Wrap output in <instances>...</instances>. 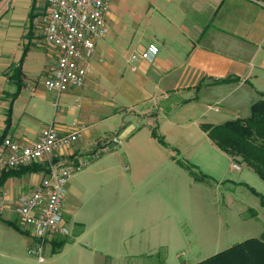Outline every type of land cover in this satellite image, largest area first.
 I'll return each instance as SVG.
<instances>
[{
	"label": "crops",
	"instance_id": "0c3cea01",
	"mask_svg": "<svg viewBox=\"0 0 264 264\" xmlns=\"http://www.w3.org/2000/svg\"><path fill=\"white\" fill-rule=\"evenodd\" d=\"M139 8L131 36L108 11L84 88L58 95L42 82L59 55L43 40L44 3L0 7V141L30 144L51 123L62 134L77 122L84 131L61 151L64 158L102 148L123 131L122 141L132 144L124 147L128 164L113 147L70 180L63 204L70 234L48 241L41 264H151L176 232L168 196L180 164L171 147L217 148L201 125L227 122L225 111L246 115L264 95V0H146ZM151 50V61L141 57ZM130 116L139 118L137 126ZM35 165L40 169L0 173L7 175L0 185L7 204L0 264H38L30 253L36 239L16 211L46 177L45 164Z\"/></svg>",
	"mask_w": 264,
	"mask_h": 264
},
{
	"label": "built area",
	"instance_id": "2783aa9c",
	"mask_svg": "<svg viewBox=\"0 0 264 264\" xmlns=\"http://www.w3.org/2000/svg\"><path fill=\"white\" fill-rule=\"evenodd\" d=\"M46 1L47 10L41 24L43 40L47 46L57 49L59 55L46 69L43 86L58 95L71 88L82 89L91 71L97 42L106 34L110 0ZM137 57L134 55L132 59ZM141 57L151 61L154 53L147 51ZM83 131L84 127L74 122L61 134L51 123L33 143H20L8 137L0 141V173L38 162L46 166L47 174L41 184L30 195L21 197L16 207L20 222L31 228L36 239L30 253L36 256L38 264L45 261L44 249L50 239L70 234L63 216L70 180L84 170L90 158L121 143L117 137L108 136L99 154L60 156L62 150L72 147L80 139ZM233 167L240 169L236 164ZM6 207L4 196L0 195V213Z\"/></svg>",
	"mask_w": 264,
	"mask_h": 264
},
{
	"label": "rangeland",
	"instance_id": "374dc122",
	"mask_svg": "<svg viewBox=\"0 0 264 264\" xmlns=\"http://www.w3.org/2000/svg\"><path fill=\"white\" fill-rule=\"evenodd\" d=\"M7 1L9 0H0V7ZM42 2L47 10V1L42 0ZM145 2L146 0H110L109 10L117 15L121 22L119 29L127 35L136 34L137 18L143 11V8L139 7L143 3L145 5ZM45 13L46 11L41 16L43 17ZM258 99H264V95ZM244 114H236L234 110L225 111L223 120L247 118L250 116V111ZM130 120L136 126L140 122L138 117L133 119L130 116ZM141 121L145 122L143 118ZM123 132L119 137L121 143L112 146L117 147L116 151L122 153L124 162L128 164L124 147H132V144L126 146L127 141H122ZM184 135L186 134H178L177 140L180 142L178 144L185 143ZM196 144L202 143L196 140ZM210 145L212 144H208V147L186 145L171 147L177 160L197 166L195 171L207 175L210 179L205 182L195 181L185 168L181 165L176 166L175 184L168 196L176 232L174 231L171 236L170 245H162L150 257L151 264H196L247 239L259 238L264 233V206L261 197L253 194L249 189V187L255 189L264 197V182L245 163L233 160L223 151ZM113 147H108L109 150L100 154L99 151L104 147L86 152L88 155L95 153L99 155L90 158L89 164L75 176L82 175L87 169L86 173L95 163L94 159ZM234 164L240 169H235ZM163 194H165L164 190H162V198H164ZM174 238H176L175 242Z\"/></svg>",
	"mask_w": 264,
	"mask_h": 264
},
{
	"label": "trees",
	"instance_id": "16d2710c",
	"mask_svg": "<svg viewBox=\"0 0 264 264\" xmlns=\"http://www.w3.org/2000/svg\"><path fill=\"white\" fill-rule=\"evenodd\" d=\"M201 128L218 149L233 160L245 163L264 182V99L252 104L250 116L247 118H238L218 125L202 124ZM153 135L164 143L155 130ZM178 163L194 180L205 182L210 179L207 175L197 173L195 165L181 161ZM26 169L34 171L40 167L35 165L24 168ZM6 178V174L0 175V185ZM249 189L261 197L264 206V197L255 189ZM10 226L17 231L21 230L15 223H10ZM65 243V240L59 243L58 248ZM196 264H264V233L259 238L247 239Z\"/></svg>",
	"mask_w": 264,
	"mask_h": 264
}]
</instances>
